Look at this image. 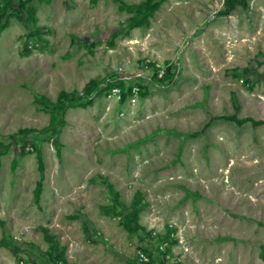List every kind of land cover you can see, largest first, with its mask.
Masks as SVG:
<instances>
[{
    "label": "rangeland",
    "instance_id": "obj_1",
    "mask_svg": "<svg viewBox=\"0 0 264 264\" xmlns=\"http://www.w3.org/2000/svg\"><path fill=\"white\" fill-rule=\"evenodd\" d=\"M224 4L0 0V264H264V0Z\"/></svg>",
    "mask_w": 264,
    "mask_h": 264
},
{
    "label": "trees",
    "instance_id": "obj_2",
    "mask_svg": "<svg viewBox=\"0 0 264 264\" xmlns=\"http://www.w3.org/2000/svg\"><path fill=\"white\" fill-rule=\"evenodd\" d=\"M238 2V4H241L242 6H245L246 4H247V0H224V6L222 7V8H220V11H222V12H228L230 9H232L235 5H236V3ZM143 22L144 23H147L148 22V20H147V18L146 17H143ZM87 87L89 88V87H91V83H88L87 84ZM121 92V91H120ZM132 218H134V219H136L137 218V215L136 214H134L133 216H132ZM128 220L126 219L125 221H124V223H125V225H126V227L129 229V230H132V228L130 227V225H129V222H127ZM173 223L172 222H168V224H167V232H170L171 230H173L174 228H173ZM150 235H151V233H150ZM162 235V233L161 232H157L156 234H153V235H151V236H154V237H156V238H160V236ZM261 245V249H260V255L264 258V243L263 244H260ZM144 250H145V248L144 247H142ZM155 249V251L156 252H158V253H160L162 256H163V251H165L164 249L166 248H168V246H165V248L161 251L160 249H159V247L157 246V247H154ZM147 255H148V259L147 260H144L142 263H145V264H151V262H152V254H151V252H150V250H147ZM157 257V256H156ZM140 263V262H139Z\"/></svg>",
    "mask_w": 264,
    "mask_h": 264
},
{
    "label": "built area",
    "instance_id": "obj_3",
    "mask_svg": "<svg viewBox=\"0 0 264 264\" xmlns=\"http://www.w3.org/2000/svg\"><path fill=\"white\" fill-rule=\"evenodd\" d=\"M111 88H112V92H109L108 91V93H113L114 94V96H115V98H117V99H119V97H120V89H119V85H117V84H114V85H112L111 86ZM27 147H31V145H27ZM157 233V231H155L153 234H156ZM160 246V245H159ZM158 246V247H159ZM166 246V245H165ZM165 248V247H164ZM163 248V249H164ZM159 249H161L160 247H159ZM162 249V250H163ZM161 250V251H162ZM135 255V257L137 258V260H138V262H140V263H142L144 260H147L148 259V255H147V251L146 250H144L142 247H137L136 248V251H135V253H134Z\"/></svg>",
    "mask_w": 264,
    "mask_h": 264
}]
</instances>
